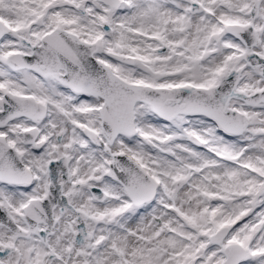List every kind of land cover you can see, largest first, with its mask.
I'll list each match as a JSON object with an SVG mask.
<instances>
[{"label": "snow or ice", "instance_id": "snow-or-ice-1", "mask_svg": "<svg viewBox=\"0 0 264 264\" xmlns=\"http://www.w3.org/2000/svg\"><path fill=\"white\" fill-rule=\"evenodd\" d=\"M0 264H264V0H0Z\"/></svg>", "mask_w": 264, "mask_h": 264}]
</instances>
